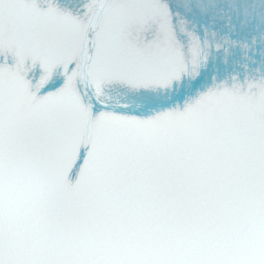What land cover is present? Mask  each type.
<instances>
[{
    "label": "snow or ice",
    "instance_id": "6c2138e0",
    "mask_svg": "<svg viewBox=\"0 0 264 264\" xmlns=\"http://www.w3.org/2000/svg\"><path fill=\"white\" fill-rule=\"evenodd\" d=\"M0 264H264V0H0Z\"/></svg>",
    "mask_w": 264,
    "mask_h": 264
}]
</instances>
